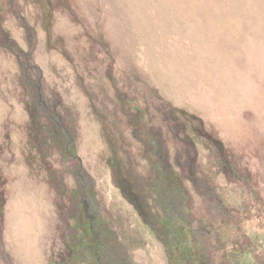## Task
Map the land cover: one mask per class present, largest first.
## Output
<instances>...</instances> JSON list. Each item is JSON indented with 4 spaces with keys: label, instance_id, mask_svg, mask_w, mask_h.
<instances>
[{
    "label": "rangeland",
    "instance_id": "1",
    "mask_svg": "<svg viewBox=\"0 0 264 264\" xmlns=\"http://www.w3.org/2000/svg\"><path fill=\"white\" fill-rule=\"evenodd\" d=\"M236 1L0 0V264H264V15Z\"/></svg>",
    "mask_w": 264,
    "mask_h": 264
},
{
    "label": "bare ground",
    "instance_id": "2",
    "mask_svg": "<svg viewBox=\"0 0 264 264\" xmlns=\"http://www.w3.org/2000/svg\"><path fill=\"white\" fill-rule=\"evenodd\" d=\"M233 1H235V2H239V1H236V0H233ZM263 1V2H262ZM261 2H259V3H257L258 5V8L263 12V15H264V0H262ZM229 8V7H228ZM238 8V7H237ZM235 10H236V8H234ZM215 10V8H211V9H209V11H207V13H204V15L202 14V17H204V19L205 18H208L209 19V22H207V20L208 19H206L205 21L207 22V24L209 25V26H211V23L212 22H214L212 19H214L213 17H214V15H213V13H211V12H213ZM234 10V11H235ZM233 11V13H235ZM238 11V10H237ZM237 13V12H236ZM219 21H222L223 20V18L221 17L220 19H218ZM206 24V23H205ZM207 28H210V27H207ZM261 28V27H260ZM210 31V30H209ZM210 32H213L212 30L210 31ZM209 32V33H210ZM214 34H211V37L213 36ZM227 36H229L228 34H226ZM225 36V35H224ZM215 37H218L217 35H215ZM214 38V37H213ZM221 37H219V39H220ZM212 39V38H211ZM222 39H223V36H222ZM226 39V38H225ZM212 41V40H211ZM214 42L216 41L217 42V40H213ZM212 41V42H213ZM224 41V40H223ZM230 41V40H229ZM215 42V43H216ZM220 43V42H219ZM223 43V42H222ZM225 43H227L226 42V40H225V42H224V44ZM230 43V42H229ZM228 43V44H229ZM226 45V44H225ZM227 46V45H226ZM229 47V46H228ZM227 47V48H228ZM241 47V46H240ZM224 48V47H223ZM232 48V47H231ZM226 49V48H225ZM225 49H223V50H225ZM228 50V49H227ZM233 50V49H232ZM234 54H236V53H234ZM209 56V55H208ZM234 58H235V56H233ZM235 60V59H234ZM238 59H236V61H237ZM211 61V60H210ZM239 62H237V64H238Z\"/></svg>",
    "mask_w": 264,
    "mask_h": 264
},
{
    "label": "trees",
    "instance_id": "3",
    "mask_svg": "<svg viewBox=\"0 0 264 264\" xmlns=\"http://www.w3.org/2000/svg\"><path fill=\"white\" fill-rule=\"evenodd\" d=\"M194 256H195V255H194ZM195 257H196V256H195ZM197 260H199V259H197ZM202 263H203V262H201V263H199V262L197 263V262H196V263H194V264H202Z\"/></svg>",
    "mask_w": 264,
    "mask_h": 264
}]
</instances>
